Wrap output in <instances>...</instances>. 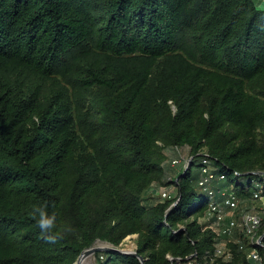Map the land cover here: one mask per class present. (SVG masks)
<instances>
[{"label": "trees", "instance_id": "1", "mask_svg": "<svg viewBox=\"0 0 264 264\" xmlns=\"http://www.w3.org/2000/svg\"><path fill=\"white\" fill-rule=\"evenodd\" d=\"M185 146L193 161L168 178L167 149ZM205 149L239 194L263 180L255 0H0V264H75L134 234L145 264H211ZM155 184L177 195L148 203ZM233 248L219 264H253Z\"/></svg>", "mask_w": 264, "mask_h": 264}, {"label": "built area", "instance_id": "2", "mask_svg": "<svg viewBox=\"0 0 264 264\" xmlns=\"http://www.w3.org/2000/svg\"><path fill=\"white\" fill-rule=\"evenodd\" d=\"M175 148L179 150V147ZM190 164L191 160L182 155L171 161L173 167L182 166L184 169ZM200 171L202 176L198 180V186L210 197L203 219L206 222L205 227L215 233L214 249L207 252L211 264H219V260L226 263L232 261L235 258L233 245H237V251L244 252L245 257L253 264H264V254L261 252V249L264 250V233L260 234L264 225V178L252 179L251 193L244 197L231 185H224L228 180L227 175L213 166L207 153L204 154ZM176 189V186L172 190L168 186L155 184L151 191L159 200L164 201L176 196ZM195 255L187 258V264H203L194 259ZM177 262L181 263L182 260Z\"/></svg>", "mask_w": 264, "mask_h": 264}, {"label": "rangeland", "instance_id": "3", "mask_svg": "<svg viewBox=\"0 0 264 264\" xmlns=\"http://www.w3.org/2000/svg\"><path fill=\"white\" fill-rule=\"evenodd\" d=\"M255 1H256V3H258V6L261 9H264L263 0H255ZM205 153H207L206 149L204 150L203 154H205ZM167 155H168V157H167V161L165 163V170H166V173H167L168 177H169V175H172V177H175V175H177L183 169L182 166L181 167H177V168L173 167V166H172L173 168L171 167V161L176 156L178 157V156L182 155L185 159H188V160L190 159L191 162L194 159V157L191 156L190 147L189 146L179 147V150H176L175 147L168 148L167 149ZM194 170L196 172H199L201 170L200 162H198L197 165L194 166ZM233 178H235V180L238 183H241V184H248L250 179H251L250 177H247V176H238V177L233 176ZM254 179H257V178L254 177ZM195 183L197 185V182H195ZM231 187L233 188L234 185L232 184ZM168 188L173 190L175 188V185L170 184V185H168ZM146 197H148L147 198V202L148 203L159 202L158 196L153 191H149L147 193ZM244 197H246V195H244ZM248 202H251V201H248ZM201 221H202V223L205 222L203 218H202ZM137 238H138V234L130 235L119 246H116V245H114L113 243H111L109 241L98 240L93 246L102 247L104 249L89 255L88 259H87V262L85 264H100V262L107 261L108 258L115 259L116 256H117V253H114V251L111 248H117V249H120V250L126 251V252H130V250L131 251L132 250L136 251L137 248H138V246H137ZM112 262H115V261L112 260Z\"/></svg>", "mask_w": 264, "mask_h": 264}, {"label": "water", "instance_id": "4", "mask_svg": "<svg viewBox=\"0 0 264 264\" xmlns=\"http://www.w3.org/2000/svg\"><path fill=\"white\" fill-rule=\"evenodd\" d=\"M255 174L264 175V172H256ZM103 249L104 248H102V247L92 246V247L84 250L83 253L80 255V257L78 258V260H77V262L75 264H82L83 259H85L89 255H91V254H93V253H95L97 251L103 250ZM111 249L114 251V253H122L124 255H134V256H137L141 260L142 264H145V258L142 255H140L137 250L136 251L135 250H132L130 252H126V251H122V250L117 249V248H111ZM170 259L172 261L178 260L180 262L182 260L181 258L175 259V258H173L171 256H170Z\"/></svg>", "mask_w": 264, "mask_h": 264}, {"label": "clouds", "instance_id": "5", "mask_svg": "<svg viewBox=\"0 0 264 264\" xmlns=\"http://www.w3.org/2000/svg\"><path fill=\"white\" fill-rule=\"evenodd\" d=\"M37 212H39L40 216L38 220L39 225L45 230L49 229L53 225L54 217H50L43 208L39 207H37L36 210L32 212V215L35 216Z\"/></svg>", "mask_w": 264, "mask_h": 264}, {"label": "bare ground", "instance_id": "6", "mask_svg": "<svg viewBox=\"0 0 264 264\" xmlns=\"http://www.w3.org/2000/svg\"><path fill=\"white\" fill-rule=\"evenodd\" d=\"M129 247V246H128ZM131 251V250H130ZM87 259H88V257H86L85 259H83V261H82V264H85L86 262H87Z\"/></svg>", "mask_w": 264, "mask_h": 264}, {"label": "crops", "instance_id": "7", "mask_svg": "<svg viewBox=\"0 0 264 264\" xmlns=\"http://www.w3.org/2000/svg\"><path fill=\"white\" fill-rule=\"evenodd\" d=\"M263 2H264V0H263ZM177 154V153H176ZM175 158H177V156L175 157ZM174 158V159H175ZM171 167H172V165H171ZM181 167V166H180ZM173 168V167H172ZM177 168V167H176ZM180 169V168H179ZM176 176V175H175ZM170 177H172V175H169V177L168 178H170ZM173 178V177H172ZM162 186H164V185H162ZM151 191V190H150Z\"/></svg>", "mask_w": 264, "mask_h": 264}]
</instances>
